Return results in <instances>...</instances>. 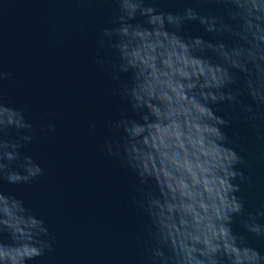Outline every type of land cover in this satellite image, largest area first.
<instances>
[{"label":"water","instance_id":"obj_1","mask_svg":"<svg viewBox=\"0 0 264 264\" xmlns=\"http://www.w3.org/2000/svg\"><path fill=\"white\" fill-rule=\"evenodd\" d=\"M145 2L158 12L182 15L191 7L200 15L220 16L234 23L226 14L227 5L217 0ZM118 14L116 0H0V71L8 73L0 79V164L23 173L19 165L28 157L42 170L29 182L0 180V193L20 200L24 208L17 214L11 203L0 200V216L13 215L19 234L0 226V245L25 243L17 250L25 255L31 238L33 243L51 246L25 264H150L147 248L154 228L136 203L144 186L116 154V145L122 144L124 136L116 122L122 116L139 120L129 100L119 94L131 82V72L111 67L120 62L118 49L111 46L119 37L103 35L104 29L118 26L114 23ZM129 22L149 27L146 17L139 14ZM167 30L176 31L171 25ZM178 34L185 39L233 42L227 33L218 36L206 31L198 20L183 21ZM138 35L142 44L128 55L141 57L152 76L162 71L158 64L178 69L185 81H191L177 82L181 99L183 89L196 84L195 78H204L207 87L220 71L215 64L222 61L211 51L201 55L214 65L193 59L186 51L168 52L158 61L153 50L159 41L149 40L146 33ZM114 75L118 79H113ZM241 99L253 104L247 96ZM211 107L229 121L221 126L228 139L216 143L198 137V151L186 162V170L191 166L197 188L203 193L198 219L214 246L232 254L233 264H255L253 250L264 257V233L248 231L243 221L251 213L264 225V216L257 215L264 212V119L249 121L246 113L227 102ZM17 112L30 127L16 125L20 120ZM149 135L163 139L164 130ZM108 143L113 146L111 154ZM8 144L18 145L15 160L3 156L12 151ZM233 151L241 158L233 168L242 177L231 179L228 173ZM150 183L156 187L155 181ZM235 185L239 187L233 192ZM177 190H182L179 182ZM232 196L243 205L230 223L237 244L218 223L217 209ZM219 260L220 264H231L228 255L222 254Z\"/></svg>","mask_w":264,"mask_h":264},{"label":"clouds","instance_id":"obj_2","mask_svg":"<svg viewBox=\"0 0 264 264\" xmlns=\"http://www.w3.org/2000/svg\"><path fill=\"white\" fill-rule=\"evenodd\" d=\"M116 2L119 5V14L114 23L118 22V26L104 29L103 35L111 37L115 34L119 37L111 46L118 49L120 62L113 63L111 67L121 72H131V82L125 84L119 94L129 100L132 109L139 115V120L122 116L116 122L115 126L122 128L124 132L122 144L116 145V154L120 155L125 165L134 170L140 184L144 186L141 189V199L136 203L151 218L154 228L150 233L152 241L147 248L148 260L150 264H220L219 257L225 254L230 256L233 264L232 254L223 247L214 246L215 242L209 240L201 226L198 219L201 212L197 209L203 193L197 188L196 173L191 166L186 170V162L194 158L198 151V137L208 138L216 143H223L228 139L221 126H227L229 121L217 115L211 105L227 102L246 113L245 118L249 121L264 119V111L260 110L264 108V0H217L227 5L225 11L233 24L225 22L220 16L200 15L191 7L186 8L181 15L158 12L156 8L146 4L145 0ZM137 14L146 17L149 27L129 22ZM185 20H198L205 26L206 31L215 32L218 36L227 33L233 38V42L228 44L220 40L213 43L201 37L185 39L178 34ZM168 25L176 31L167 30ZM145 33L149 40L159 41L153 50L158 61L165 59L168 52L186 51L191 58L212 64L201 55L211 51L222 61L215 64L220 71L207 87L204 86V78H195L196 84L191 89L185 87V96L181 99L177 82L186 84L191 81H185L178 69L169 70L166 64H158L162 71L152 76L143 67L141 57L128 55L142 44L138 34ZM7 75L8 73L0 71V79ZM113 79L118 77L114 75ZM244 96L249 97L256 107L245 103L241 99ZM17 113L20 120L16 125L30 127L24 123L20 113ZM157 129L164 130L163 139L149 135ZM6 147H10L12 151L3 153V156L9 161L15 160L18 157L15 151L18 145L8 144ZM107 147L111 154L112 144L108 143ZM24 160L26 162L19 165L24 170L23 173L8 170V165L0 164V180L6 179L10 183L29 182L41 173L39 165L30 158L25 157ZM240 160L233 151L231 171L228 173L231 179L237 175L242 177V173L233 168ZM150 181H155L156 187ZM177 182L181 191L177 190ZM238 187L235 185L233 192ZM0 200L5 204L11 203L17 209V214L24 212L20 200L7 197L3 193H0ZM242 208V203L232 196L226 205L217 209L219 225L224 227L235 243L236 237L232 234L230 223L232 215L240 213ZM257 215L264 216V212ZM14 220L13 215L2 214L0 226L18 234ZM243 223L252 233H264V225L257 223L256 216L251 213ZM41 231L45 230L41 228ZM26 243L29 245L26 255L17 251L25 243L15 247L0 245V262L25 264L27 259L40 256L46 248L51 247L47 242L33 243L32 238ZM253 251L255 264H261L264 257Z\"/></svg>","mask_w":264,"mask_h":264}]
</instances>
